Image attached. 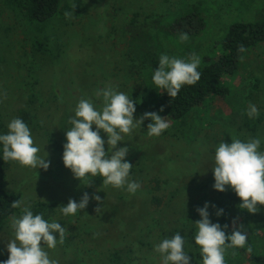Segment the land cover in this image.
Here are the masks:
<instances>
[{
	"label": "rangeland",
	"instance_id": "1",
	"mask_svg": "<svg viewBox=\"0 0 264 264\" xmlns=\"http://www.w3.org/2000/svg\"><path fill=\"white\" fill-rule=\"evenodd\" d=\"M201 1L199 8L204 13L205 29L186 41H182L181 37H167L156 33L152 27L156 23L168 22L180 9L195 5L199 0H61L59 14L43 25L28 24L0 6V122L8 129L9 123L19 116L21 109H37L43 129L37 130L33 126L29 128L34 144L40 148L39 155L50 161L49 168L44 170L22 166L17 161L9 160L7 169L2 179L0 178V190L23 201L18 213L13 215L17 218L22 215L23 207L31 208L37 202L67 205L70 198L79 202L85 192L90 196L87 207L75 215L61 216L59 209L58 214L52 218V221L59 222L67 230L62 244L57 243L55 249H47L58 264L109 262L105 260L108 252L124 247L112 243L116 236L123 234L120 227L122 224L117 225L118 218L115 217L118 212L114 209H126L127 220L133 216L127 205L135 198L132 202H136L137 207L142 206L143 210L138 214H142L144 218L137 215L128 223L137 220L138 227L143 226L144 222L152 224V219L157 218L158 207L150 203L152 194L162 198L170 194L177 195L171 208L181 210V206L186 204L187 198L192 194L196 193V200L198 194L205 190L208 193L217 191L213 187L215 181L212 168L215 150L220 142L230 144L231 138L249 140L253 123H257L258 133L264 135V46L261 45L251 49L244 57L237 75L242 79H228L231 84L240 83L242 92L238 90V99L246 98L247 104L242 106L245 113L249 110V103L258 108L259 115L256 118H240V112L243 111L238 109L233 100L226 104L221 99H214L208 106L192 111L184 120L175 122L166 117L170 127L159 136L148 135L147 125L151 123L150 120H145L130 135L122 134L123 141L117 147L129 148L125 160L133 165L128 179L140 184L134 194L129 193L126 186L115 188L103 185L100 176H89L80 181L64 166L62 156L63 145L67 142L65 133L71 128L69 118L75 114L78 104L76 99H91L97 107H101L103 97H97V91L113 86L136 101L134 117L138 119L143 113L152 112L145 82L148 80L157 93L165 92L157 89L152 80L162 54L184 60L195 54L200 57L202 66L206 59L212 60L220 54L222 47L219 42L231 24L239 21L252 22L264 12V0H244L249 5L231 0ZM66 12L71 13V16L66 17ZM137 12L140 16L135 19ZM143 21L149 24V45L146 43V46H139L133 32ZM35 41L46 45L45 48L50 49L54 55L41 54L33 46ZM144 52L148 59L146 62H143ZM136 59L143 62L146 69L131 67L130 62ZM29 97L34 103H30ZM63 97L67 98L66 102ZM232 115L238 116V120L233 121ZM244 121L245 127L242 125ZM239 126H242L240 132ZM45 133L51 135L56 145L60 146L58 152L47 142ZM100 135L107 141V135L102 130ZM105 150L107 151L106 143ZM88 179L93 180L91 186H86ZM154 180L165 181L166 184L161 183L158 191H151V182ZM201 185L206 188L198 189ZM124 190L125 200L129 202L123 206L122 201L117 198ZM93 194L101 197L102 204L91 199ZM165 201L166 198L162 202ZM262 206L264 207L258 205L260 209L257 213H261L264 222ZM97 207H101L98 212L95 211ZM189 208L192 209L193 206ZM102 212H106L108 220L111 218L109 216H114L115 221L111 219L110 224L107 223L109 239L101 247H97L95 243H85L83 236L91 234L92 239L96 238L95 222ZM13 216L0 229V264L9 257L7 243L14 238L11 227ZM121 217L123 218L122 215ZM81 224L83 226L77 235L76 227ZM252 224L250 220L252 230L254 227L259 228ZM138 227L136 226L137 229ZM153 230H144L149 241V245L143 248L145 260L129 264H162L160 254L154 251L155 246L160 243L156 226ZM73 231L76 236L71 238ZM258 234V243L263 244L259 248L263 250L264 231ZM54 235L59 239V233ZM254 236L256 237V231ZM133 255L139 257L136 248ZM243 258L245 264H248L249 255L245 253Z\"/></svg>",
	"mask_w": 264,
	"mask_h": 264
},
{
	"label": "clouds",
	"instance_id": "2",
	"mask_svg": "<svg viewBox=\"0 0 264 264\" xmlns=\"http://www.w3.org/2000/svg\"><path fill=\"white\" fill-rule=\"evenodd\" d=\"M65 16L70 17L71 13L66 12ZM181 40H188V35L181 34ZM238 51L242 53L246 49L240 46ZM200 63V57L195 54L187 60L162 54L158 68L152 76L153 83L157 89L166 91L169 97L174 98L182 86L194 85L200 80ZM96 95L103 97L101 107H97L91 99L81 98L74 116L69 118L71 128L65 133L67 142L63 145L64 166L80 181L89 176H100L103 185L115 188L126 186V190L134 194L140 184L128 179L133 166L125 160L129 148L117 145L123 141V135H130L145 120L151 121L147 125L149 136L161 135L170 127V122L157 112H145L138 119L135 118L136 101L113 86L98 90ZM247 115L249 118H256L259 115L258 108L249 103ZM8 129L7 134L0 135L3 160L17 161L22 166L47 170L50 161L39 155L40 148L34 144L29 126L21 118H14ZM101 130L107 135V141L102 139ZM231 141L230 144L220 142L215 150L213 187L220 192L230 187L242 201L239 208L256 214L259 211L258 205H264V151L259 150L261 140L252 138L242 141L231 138ZM92 181L88 179L86 186H91ZM91 199L100 204L103 201L96 194ZM89 200L90 196L85 192L79 202L70 198L67 205L61 204L60 211L65 216L75 215L87 207ZM22 203V200H15L12 207L20 208ZM211 206L215 208V205ZM208 208L207 202L203 207L196 208L201 219L194 223L198 230L194 238L195 244L200 247L202 264H226L227 249L244 248L248 234L243 230V224L237 226L238 218L232 221L231 234H226L228 225L222 227L219 223H213L209 218ZM100 209L101 207H97L95 211ZM222 214L223 209L216 211L217 216ZM11 227L14 238L8 240L9 257L2 264H58L47 249H55L57 243L62 244L64 241L67 230L59 222H48L43 214L34 215L30 207L26 206L22 208L19 218H11ZM54 233H59V239ZM185 243L184 237L176 233L172 238L163 239L155 246L154 251L160 254L162 264H190L192 258L185 251Z\"/></svg>",
	"mask_w": 264,
	"mask_h": 264
},
{
	"label": "trees",
	"instance_id": "3",
	"mask_svg": "<svg viewBox=\"0 0 264 264\" xmlns=\"http://www.w3.org/2000/svg\"><path fill=\"white\" fill-rule=\"evenodd\" d=\"M234 1H237L241 5H249V3H246L244 0H231V2ZM60 2L61 0H0V6L9 14H12V16L20 18L28 24L43 25L53 20L59 14L61 9ZM201 2L202 1L199 0V4L197 3L180 9L171 20L164 24L156 23L152 28L156 33L167 37H181V34L184 33L188 35V38L198 36L205 29L204 13L199 8ZM140 9L142 10L143 7H140ZM139 16L140 13L137 12L135 14V19ZM146 17L148 16L146 15ZM135 19L133 20L134 22L136 21ZM133 35L136 38V41H139V46H146V43L149 45V24L146 21H143L141 26L139 25L135 27ZM219 43L222 47L220 54L212 60L206 59L204 64L199 66L198 71L201 73L200 80L194 85L182 86L176 97H169L166 91L161 94L157 93L155 88L149 84L148 80L145 82L148 100L152 106V112H157L159 115L165 116L176 122L186 119L188 115L197 108L208 106L212 100L221 99L226 104L231 103L233 100L235 104H237L238 109L243 111L240 112V118L245 120L249 117L247 113H245V109L242 108L244 104H247L246 98L243 97L242 100L238 99V90L239 92H242V90H240V83L231 84L228 79L238 77L237 75L240 73L247 52L261 45L264 46V12L258 15V18H255L252 22L239 21L231 24ZM33 46L41 54L54 55L50 49L45 48L46 45H41V42L35 41ZM240 46H243L246 51L242 53L239 52L238 49ZM143 57V62L148 61L145 52L143 53ZM143 62L141 63L139 59H136L134 62L130 63H132L131 67L133 66L135 69L139 68L140 70H143L146 69ZM238 78L242 79L241 76ZM65 99L67 98L63 97V100ZM79 100L80 99H76L75 102L78 103ZM29 101L30 103H34L32 102V98H30ZM53 101L55 100L53 99ZM66 101L67 100H65V102ZM161 108H163V111H160ZM232 116H234L233 121L238 120V116ZM17 118H21L29 127L33 126L37 130L43 129V126L38 119L37 109H21ZM242 125L245 127L246 122L244 121ZM257 126V123H253V128H250V132L252 133L249 134V139L259 138L261 140L259 150L264 151V135L258 133ZM238 130L240 132L242 126H239ZM1 131L6 134L8 129H6L5 124L0 122V135H3ZM45 137L53 150L58 152L60 146L56 145L52 136L45 133ZM241 140L244 141L243 138H241ZM7 164H9V162L3 160V145L0 144L1 179L7 169ZM151 183H153L151 191H158L161 187V183L166 184L165 181L157 180H154ZM205 188L206 186L204 185L198 187L200 190ZM124 192L125 190L120 196L119 194L117 195L119 196L117 199L122 201L123 206L126 202H129V200H125L126 195ZM195 195L196 193L189 196L185 202L186 204L181 206L183 209L177 210L171 208V206H173L171 203L176 201L177 195L170 194L169 196L162 198L152 194L150 203L158 207L157 209L155 208L157 211V218L152 219V224L144 222L145 226L141 225L138 227L137 224L139 221L137 220L133 221V223H128L132 222V218L137 215H139V218H144L142 214H138L140 210H143L142 206L137 207L136 202H132L135 198L130 200L127 205L133 212V216H130L127 220L126 209H122L124 211L120 208L114 209L118 212L114 211L117 213L115 214V217L118 218L117 225L122 224L120 227L123 229V231H121L123 234L116 236V240L112 241V243L118 246L124 245V247L120 250L109 251L105 257V260H108L109 262L103 264H129L144 261L145 257L143 256V248L149 245L144 230L153 232L154 226L157 228L159 242L165 238H172L176 233H180L186 242L185 251H187L188 255L192 258L190 263L202 264L200 247L195 244L194 240L198 231L194 223L201 219L196 208L203 207L206 202L209 203L208 211L210 213V220L213 223H219L222 227L228 225L226 234H231L233 227L232 221L237 218V226L243 224L245 227L243 230H246L248 234L247 243L244 248L227 249L225 253L226 264H245V259L243 258L245 253L249 255L248 264H264V249L261 250V248H259V245L263 244L258 243L260 237L258 232L264 231V222L262 221L263 219H261V213L252 214L246 209H240L239 205L242 201L230 187H227V190L224 192L211 191L208 193L205 190L202 194H198L196 200L194 199ZM114 196H116V193ZM164 198H166V201L163 203L162 201ZM15 200H17L15 195L0 190V229L11 216L18 213L19 208L12 207V202ZM61 204L62 203L37 202L30 208V210L34 215L43 214V218L46 221L52 222V218L55 214H58L59 209L62 206ZM211 205H215V208ZM190 206H193V208L190 209ZM258 208L260 209V207ZM262 208L263 209L261 210L264 212V207L262 206ZM219 209H223V214L217 216L216 211ZM63 215L64 214L61 213V216ZM109 217L111 218L108 220L106 212H102V214L99 215L97 222H95L97 232L95 231L94 234L96 238L94 237V239H92L91 234H85L83 236V241L89 244L95 243L97 247H101L103 243L109 239L108 233L110 232L106 227V225H108L107 223L110 224L109 221L111 219L113 222L115 221L113 218L114 216ZM250 220L253 222L252 226H258L259 228L254 227L255 230H252L250 227ZM82 226L83 225L81 224L78 228L76 227L77 235H79ZM127 227H129V229ZM126 228L128 231L125 230ZM255 231L256 237L254 236ZM130 233L132 234L130 235ZM75 236L76 234L73 231L71 238H74ZM86 237L90 239H87ZM135 248L139 252V257L133 255ZM233 253H235V255H233Z\"/></svg>",
	"mask_w": 264,
	"mask_h": 264
}]
</instances>
